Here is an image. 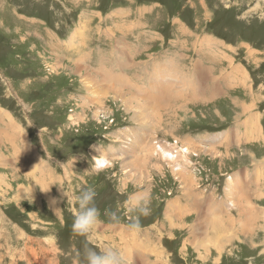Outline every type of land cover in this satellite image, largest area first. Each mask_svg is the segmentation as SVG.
<instances>
[{
  "label": "rangeland",
  "instance_id": "374dc122",
  "mask_svg": "<svg viewBox=\"0 0 264 264\" xmlns=\"http://www.w3.org/2000/svg\"><path fill=\"white\" fill-rule=\"evenodd\" d=\"M89 247L264 264V0H0V264Z\"/></svg>",
  "mask_w": 264,
  "mask_h": 264
},
{
  "label": "clouds",
  "instance_id": "9594fccd",
  "mask_svg": "<svg viewBox=\"0 0 264 264\" xmlns=\"http://www.w3.org/2000/svg\"><path fill=\"white\" fill-rule=\"evenodd\" d=\"M96 192L93 188H88L75 197L78 204V212L74 217L72 231L79 236H87L92 228L100 220V211L95 205ZM133 210L138 215L129 221L126 228L129 232H138L140 230V216L150 214V198L144 196L136 199L132 204ZM108 216L111 221L119 223V216L116 212H109ZM79 255V253H77ZM86 264H124L121 254L110 247H104L100 250L95 248H86L83 253Z\"/></svg>",
  "mask_w": 264,
  "mask_h": 264
},
{
  "label": "bare ground",
  "instance_id": "6f19581e",
  "mask_svg": "<svg viewBox=\"0 0 264 264\" xmlns=\"http://www.w3.org/2000/svg\"><path fill=\"white\" fill-rule=\"evenodd\" d=\"M75 37H76V36H75ZM79 37H81V36H79ZM78 42H79V41H78ZM120 59H121V58H120ZM120 62H121V61H120ZM123 63H124V62H122L121 64L123 65ZM126 65H127V64H126ZM126 65H125V66H126ZM125 66L123 65L122 67H125ZM85 69H86V68H85ZM203 72H204V71H203ZM112 82H113V81H112ZM114 82H115V81H114ZM115 83H116V82H115ZM111 85H112V84H111ZM105 88H106V86H105ZM107 88H108V87H107ZM117 88H118V87H117ZM115 89H116V87H115ZM121 89H122V88H121ZM123 89H125V88H123ZM125 101H126V100H124V104L126 103ZM129 102H130V101H129ZM160 102H161V101H160ZM126 105H127V103H126ZM131 106H132L131 103L127 105L128 108H131ZM3 113H5V112H3ZM5 117H7V116H5ZM68 118H69V117H68ZM3 119H4V118H3ZM25 135H26V134H25ZM174 168H175V167H174ZM217 223L220 225L221 222H217ZM217 223H216V224H217ZM220 226H222V225H220ZM217 229H218V228H217ZM216 231H217V230H216ZM226 237H227V236H226ZM202 245H203V244H202ZM206 249H207V248H206ZM200 258H201V257H200Z\"/></svg>",
  "mask_w": 264,
  "mask_h": 264
},
{
  "label": "crops",
  "instance_id": "0c3cea01",
  "mask_svg": "<svg viewBox=\"0 0 264 264\" xmlns=\"http://www.w3.org/2000/svg\"><path fill=\"white\" fill-rule=\"evenodd\" d=\"M198 211V210H197Z\"/></svg>",
  "mask_w": 264,
  "mask_h": 264
}]
</instances>
